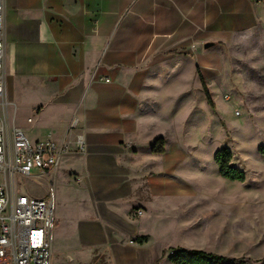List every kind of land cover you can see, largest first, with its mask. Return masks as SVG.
<instances>
[{
    "label": "crops",
    "instance_id": "0c3cea01",
    "mask_svg": "<svg viewBox=\"0 0 264 264\" xmlns=\"http://www.w3.org/2000/svg\"><path fill=\"white\" fill-rule=\"evenodd\" d=\"M204 7V0H5L9 123L31 142H59L78 120L87 143V154L66 158L52 174L53 182L64 177L69 199L67 209L52 199L53 259L101 253L117 260L126 241L142 247L152 237L153 206L172 198L167 174L152 175L167 149L154 152L162 136L154 107L166 104L169 81L182 94L188 88L191 34L205 32ZM26 94L35 100L28 107L34 130L27 127L33 117L18 120ZM140 237L147 242L134 243Z\"/></svg>",
    "mask_w": 264,
    "mask_h": 264
},
{
    "label": "rangeland",
    "instance_id": "374dc122",
    "mask_svg": "<svg viewBox=\"0 0 264 264\" xmlns=\"http://www.w3.org/2000/svg\"><path fill=\"white\" fill-rule=\"evenodd\" d=\"M204 2L205 32L195 27L191 34L188 88L182 94L169 81L166 104L154 107L155 132L162 135L154 147L167 149L162 160H155L152 175L161 179L167 174L173 199L153 206L158 220L149 225L152 237L146 245L133 246L129 240L117 260L96 253L90 261L84 254L73 258L75 264H171L172 250L180 249L264 264V0ZM209 43L213 47L206 49ZM20 97L18 120L28 124L33 117L28 107L35 100ZM33 118L27 127L34 130ZM132 145L127 142L125 148L131 151ZM225 149L231 164L244 173L242 182L220 176L214 158ZM18 181L29 195L56 198L55 204L58 200L67 209L63 176L56 182L52 175ZM53 263L66 264L57 253Z\"/></svg>",
    "mask_w": 264,
    "mask_h": 264
},
{
    "label": "built area",
    "instance_id": "2783aa9c",
    "mask_svg": "<svg viewBox=\"0 0 264 264\" xmlns=\"http://www.w3.org/2000/svg\"><path fill=\"white\" fill-rule=\"evenodd\" d=\"M4 12L5 0H0V264H54L53 201L29 195L18 179L52 175L66 158L87 154V143L78 131V120L71 121L66 138L59 142H31L20 128L9 123ZM97 79L111 82L109 78ZM143 214L138 209L134 216ZM65 262L75 264L72 258Z\"/></svg>",
    "mask_w": 264,
    "mask_h": 264
},
{
    "label": "trees",
    "instance_id": "16d2710c",
    "mask_svg": "<svg viewBox=\"0 0 264 264\" xmlns=\"http://www.w3.org/2000/svg\"><path fill=\"white\" fill-rule=\"evenodd\" d=\"M202 85L203 81L201 80ZM208 104L214 110V104L210 98L208 91L204 90ZM155 153H162L163 147L158 150H154ZM215 163L219 167V174L221 177L231 180L242 182L244 180V173L235 168L232 164V155L227 149L219 151L215 155ZM147 242L145 237L136 238L134 243L144 244ZM171 264H249L243 259H228L223 256H219L212 253H207L199 250H172L170 257L168 258Z\"/></svg>",
    "mask_w": 264,
    "mask_h": 264
},
{
    "label": "water",
    "instance_id": "95a60500",
    "mask_svg": "<svg viewBox=\"0 0 264 264\" xmlns=\"http://www.w3.org/2000/svg\"><path fill=\"white\" fill-rule=\"evenodd\" d=\"M212 47H213V44H212V43H209V44H206V45H205V48H206V49H210V48H212Z\"/></svg>",
    "mask_w": 264,
    "mask_h": 264
}]
</instances>
